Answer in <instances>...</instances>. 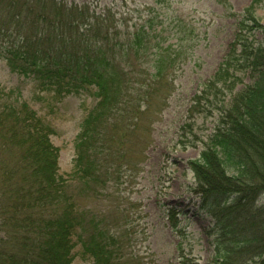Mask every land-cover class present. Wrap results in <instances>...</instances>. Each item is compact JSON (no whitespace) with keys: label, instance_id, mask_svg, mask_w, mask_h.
<instances>
[{"label":"trees","instance_id":"trees-1","mask_svg":"<svg viewBox=\"0 0 264 264\" xmlns=\"http://www.w3.org/2000/svg\"><path fill=\"white\" fill-rule=\"evenodd\" d=\"M254 4L236 16L223 60L190 107L209 101L219 114L190 162L194 192L218 229L217 264H264V23ZM149 27L123 28L111 8L98 11L88 1L0 0V58L13 72L64 96L95 88L76 150L79 183L89 188L106 187L105 170L120 159L105 131L114 138L120 132V143L138 136L142 107L172 64L164 58L172 43ZM239 72L252 82L234 92ZM53 133L27 101L0 91V264H71L77 243L89 264H138L123 205L77 209L68 180L58 175Z\"/></svg>","mask_w":264,"mask_h":264},{"label":"rangeland","instance_id":"rangeland-1","mask_svg":"<svg viewBox=\"0 0 264 264\" xmlns=\"http://www.w3.org/2000/svg\"><path fill=\"white\" fill-rule=\"evenodd\" d=\"M76 1L93 3L98 11L111 8L123 28H147L152 23L166 37V44L172 43L164 56L172 64L155 87L157 96L142 107L141 123L134 133L139 135L120 143V132L114 138L113 130L105 131L120 154V159L115 158L117 168L105 170L106 187L98 183L89 188L92 184H80L76 174L77 138L95 106V88L64 96L55 89H43L33 76L13 72L0 58V91L13 100L27 101L53 126L58 175L68 180V195L78 210L101 211L117 204L126 208L130 224L124 225L125 231L130 226V254L138 255V264H217L213 240L218 229L194 192L196 176L190 162L200 157L219 114L218 109L209 108L213 107L209 101L200 102L199 110L190 107L223 60L233 40L236 16L254 0ZM253 11L264 23V0L254 4ZM238 76L242 80L232 87L234 92L252 82L245 73ZM232 94L229 90L224 99ZM121 124L129 134L127 122ZM121 148L125 151L120 152ZM72 253L71 264H89L91 259L80 243Z\"/></svg>","mask_w":264,"mask_h":264}]
</instances>
